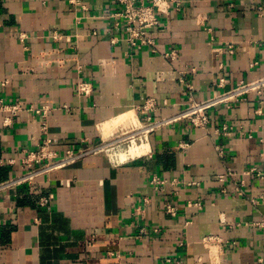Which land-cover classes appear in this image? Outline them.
I'll use <instances>...</instances> for the list:
<instances>
[{
	"label": "crops",
	"instance_id": "0c3cea01",
	"mask_svg": "<svg viewBox=\"0 0 264 264\" xmlns=\"http://www.w3.org/2000/svg\"><path fill=\"white\" fill-rule=\"evenodd\" d=\"M81 1L86 9L0 0V100L21 106L8 126L0 113V182L22 172L44 138L58 155L110 143L140 126L148 98L160 119L189 95L209 99L264 76V0H172L151 31L155 53L131 49L121 25L100 18L119 9L115 0ZM78 81L92 85L88 98ZM29 107L48 109L46 133ZM208 119L1 193L0 264L264 263V228L254 226L264 219V89ZM222 125L235 131L217 134ZM153 176L168 182L163 192Z\"/></svg>",
	"mask_w": 264,
	"mask_h": 264
},
{
	"label": "built area",
	"instance_id": "2783aa9c",
	"mask_svg": "<svg viewBox=\"0 0 264 264\" xmlns=\"http://www.w3.org/2000/svg\"><path fill=\"white\" fill-rule=\"evenodd\" d=\"M68 3L74 7L86 9L81 0H67ZM119 9L116 12L102 15L100 18L109 20L115 28H121L125 31V41L131 49L148 48L151 53H155L154 39L151 37V31L158 25V15H167L172 0H115ZM121 22H120V21ZM231 48V47H229ZM230 50V49H229ZM164 58L173 59V53H166ZM264 89V76L250 82H239L233 88L226 89L220 94H217L209 99L196 100L189 95L185 105L177 112L160 119H152L149 115L157 108V103L154 98H148L139 107V112L144 116V120L136 129L128 131L120 137L112 140L110 143H99L97 145L82 147L76 150H66L64 153L58 155L50 150L48 138H44L39 144L38 148L32 151H27L21 159L23 171L17 175L10 177L7 180L0 182V194L20 186L32 185L37 179L59 170L67 165L73 164L76 161L97 155L100 153H109L114 151L115 147L122 143H133L140 141L142 137L149 133L156 131L167 125L177 123L180 121L189 122L194 128H205L208 123V111L218 106L223 105L230 109L236 103L245 100V97L250 93L259 94ZM76 94L82 98H88L92 92V85L86 81H78L75 85ZM21 110L19 103L9 104L0 100V113H4L3 125L8 126L12 124L14 116ZM28 111L39 114L41 117L40 129L42 133L47 132L46 117L48 109L42 107L40 109H32L29 107ZM235 129L228 125H222L217 134L230 135ZM254 172V169H251ZM260 178L264 177V172L256 173ZM231 171H227L220 180L224 177L231 176ZM173 185L175 180L170 181ZM150 183L163 192L168 186L166 180L158 179L156 176L151 178ZM45 199H40V205H46ZM168 213L174 214V208L167 205ZM255 227L264 228V219L254 223ZM169 261V259L167 260ZM260 264H264L259 259ZM180 264V263H178Z\"/></svg>",
	"mask_w": 264,
	"mask_h": 264
}]
</instances>
